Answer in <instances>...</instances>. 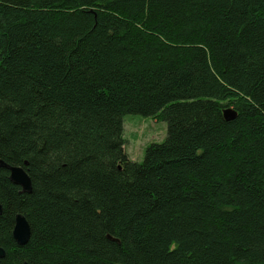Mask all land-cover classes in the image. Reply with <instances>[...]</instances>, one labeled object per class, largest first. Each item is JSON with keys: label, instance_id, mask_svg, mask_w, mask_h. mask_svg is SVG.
<instances>
[{"label": "trees", "instance_id": "1", "mask_svg": "<svg viewBox=\"0 0 264 264\" xmlns=\"http://www.w3.org/2000/svg\"><path fill=\"white\" fill-rule=\"evenodd\" d=\"M0 159V264H264V0H0Z\"/></svg>", "mask_w": 264, "mask_h": 264}, {"label": "rangeland", "instance_id": "2", "mask_svg": "<svg viewBox=\"0 0 264 264\" xmlns=\"http://www.w3.org/2000/svg\"><path fill=\"white\" fill-rule=\"evenodd\" d=\"M123 127L126 152L135 161L142 160L146 146L162 141L167 132L165 121L141 115H126Z\"/></svg>", "mask_w": 264, "mask_h": 264}, {"label": "water", "instance_id": "3", "mask_svg": "<svg viewBox=\"0 0 264 264\" xmlns=\"http://www.w3.org/2000/svg\"><path fill=\"white\" fill-rule=\"evenodd\" d=\"M224 117L226 119H231L235 116V112L231 109H225ZM0 168H5L9 171V178L12 183L21 187V190L24 192H29L31 190V181L22 166H13L5 163L3 160L0 159ZM0 213H1V206H0ZM30 235V227L25 219V217L21 214H16L14 218V226L12 229V237L13 239L19 244L24 245ZM4 255V251L0 248V257ZM21 264H29L26 261H23Z\"/></svg>", "mask_w": 264, "mask_h": 264}, {"label": "flooded vegetation", "instance_id": "4", "mask_svg": "<svg viewBox=\"0 0 264 264\" xmlns=\"http://www.w3.org/2000/svg\"><path fill=\"white\" fill-rule=\"evenodd\" d=\"M1 206V205H0ZM1 211H2V207H1ZM15 218V217H14ZM14 226V225H13ZM13 229V228H12ZM15 241V240H14ZM16 242V241H15ZM17 243V242H16ZM18 244V243H17ZM1 248V247H0Z\"/></svg>", "mask_w": 264, "mask_h": 264}]
</instances>
